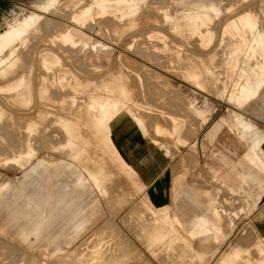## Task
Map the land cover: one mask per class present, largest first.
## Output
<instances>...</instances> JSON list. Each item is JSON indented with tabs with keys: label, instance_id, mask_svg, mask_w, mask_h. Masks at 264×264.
Masks as SVG:
<instances>
[{
	"label": "rangeland",
	"instance_id": "obj_1",
	"mask_svg": "<svg viewBox=\"0 0 264 264\" xmlns=\"http://www.w3.org/2000/svg\"><path fill=\"white\" fill-rule=\"evenodd\" d=\"M44 2L12 0L0 9V34L30 13L40 16L0 67V264H110L116 259L135 264H262L264 188L249 183L230 194L224 185L235 178L233 163L247 153L264 175V141L258 150L261 160L254 162L252 134L243 135L246 127L264 135V104L262 112L249 109L264 102V55L256 46L264 32V0H104L103 5L89 0L85 6V0H56L57 8L49 10L41 8ZM196 3L217 7L201 10L212 22L199 16L201 25L179 8ZM246 13L250 24H236L234 16ZM226 24L232 29H225ZM64 33L72 34L77 44L61 40ZM230 57L234 59L228 63ZM209 76L220 78L221 84ZM246 91L249 99L244 102ZM110 97L115 113L140 116L141 124L136 123L141 128L143 119L150 120L158 138H173L180 145L178 172L191 180L180 199L196 204V219L218 210L216 224L197 220L191 234L187 231L193 218L189 227L175 221L181 227L171 239L155 242L150 258L127 248L126 241L92 234V213L99 218L101 210L88 203L115 196L107 192L114 177H100L96 191L78 193L74 186L76 174L86 179L88 168L108 161L117 165L104 148L106 129L98 126L106 119L98 102ZM237 121L250 125L240 132ZM216 125L219 129L209 139ZM90 146L95 152L84 151ZM188 158L196 160L190 169ZM36 165L42 166L34 169ZM60 195L64 210L57 204ZM67 202H73L72 212L80 208L82 218L67 213ZM77 220L87 222L78 231ZM35 227L39 234H33ZM24 234L28 240L22 239Z\"/></svg>",
	"mask_w": 264,
	"mask_h": 264
},
{
	"label": "crops",
	"instance_id": "obj_2",
	"mask_svg": "<svg viewBox=\"0 0 264 264\" xmlns=\"http://www.w3.org/2000/svg\"><path fill=\"white\" fill-rule=\"evenodd\" d=\"M7 1L12 0H0V9L4 7ZM263 104V100L252 103L249 105V109L254 113L262 112ZM138 117L126 112H117L112 117L111 122L109 121L107 124V137L105 136L103 140H105L104 148L113 155V158L110 159L117 162V165L108 161L102 165L100 164L97 168H88L86 170L90 175H87L85 179L81 174H76L74 186L78 188L76 190L78 193L96 191L97 188H100V184H98L100 177L103 178L105 174L114 177V181H112L114 186L109 188L107 192L115 193L116 195L110 196L107 201L100 199L88 203L93 209L101 210L99 218L96 212L92 213V226L94 227H92V234H96L98 231L102 237L106 235L104 239L126 241L129 244L126 245L127 248L133 246L134 249L139 251L138 254L141 253L142 256L150 258L155 256L150 252L155 242L161 241L160 239H171L170 236L183 224H188L189 227L191 218L194 219L191 227L197 220H206L209 223L216 224L218 222V210L217 208H212L210 210L211 217L201 216L196 219V204L190 200L180 199L185 188L191 187V180L185 179V175L183 177L178 172L182 162L180 145H176L173 138H158L150 120L146 121L143 119V128H141L137 124H141V120ZM175 120L172 123L173 131L178 127L175 124ZM236 123V127H239L240 132L244 125L249 124L245 121H237ZM219 126L216 125L207 134L209 139L215 135ZM251 134L252 140L250 139L249 152L253 151L255 153L254 162H256L255 159L260 161L258 153L260 149V134L257 131ZM243 135L245 136L247 133H243ZM256 136H258V139ZM256 142L258 143L257 145ZM194 144L195 139L189 141V150ZM184 148L186 153V147ZM88 149L93 152L96 150L94 146H90L84 151ZM246 155L250 156L249 153ZM249 156H243L236 163H233L230 171L231 174L235 175V178L234 180L231 179V181L227 178L226 182L228 185H224L228 193L237 194L241 190L242 185L249 183L257 185L260 189L264 188V179H262L264 175L262 176L261 167L259 163L251 162ZM195 161V159L188 158L189 169L192 164L195 165ZM40 166L42 165H36L34 169ZM66 166L69 167L64 165L62 168ZM244 170H248V173H244ZM90 176L97 179L96 184H94ZM86 180L90 182L88 185H85ZM231 183L234 185L232 186ZM57 204H61V209L64 210L65 202L62 200L61 195L57 199ZM67 204V213L71 217L73 215L75 219L82 218L80 208L72 212L70 209L74 206L73 202H67ZM61 214L63 215L64 212L62 211ZM175 221L179 222L181 226L176 225ZM86 224L87 222L85 221L78 223L77 220L75 230L82 229ZM33 230V234L40 233L39 227H35ZM190 231L191 228H188L187 233ZM163 232H166L164 233L165 235ZM22 239L28 240L27 235L22 237ZM145 242H147V245H145ZM148 262L149 264H155L150 260ZM116 263L119 264L120 262L118 263L116 260ZM116 263L112 261L111 264ZM125 263L135 264L124 260L121 261V264Z\"/></svg>",
	"mask_w": 264,
	"mask_h": 264
},
{
	"label": "bare ground",
	"instance_id": "obj_3",
	"mask_svg": "<svg viewBox=\"0 0 264 264\" xmlns=\"http://www.w3.org/2000/svg\"><path fill=\"white\" fill-rule=\"evenodd\" d=\"M88 1L89 0H85V4H82L83 6H85L87 3H88ZM151 1V0H150ZM83 3H84V1H83ZM98 3L100 4V5H103L104 4V0H98ZM56 0H45V2H44V4L42 5V9H44V10H49L50 8H53V7H55L56 5ZM171 5V4H170ZM169 5V6H170ZM80 6V5H79ZM137 6H138V4H137ZM140 6V5H139ZM169 6H166V7H169ZM172 6V5H171ZM170 6V7H171ZM217 6V5H216ZM81 7V6H80ZM148 7V6H147ZM56 8H57V6H56ZM70 8V7H69ZM79 8V7H78ZM94 8V7H93ZM137 8V7H136ZM139 8H141V7H139ZM143 8V7H142ZM151 8V7H150ZM163 8V7H162ZM180 8V10H181V12L182 11H184L183 12V15L185 14V15H188V16H190V18H196V19H198L199 20V22H201V25H202V21H203V19L202 18H204V21L205 20H210L211 22H212V20L211 19H208L207 17H206V15H205V12H202L201 10H213V11H217V7H215V5L214 4H212V3H200V4H195V5H193L191 8H188V7H184V6H181V7H179ZM193 8V9H192ZM195 8H197V10H195ZM71 9V8H70ZM69 9V10H70ZM149 9V8H148ZM64 10V9H63ZM191 10H193V11H191ZM200 10V11H199ZM143 11V10H142ZM149 11V10H148ZM176 11V10H175ZM219 11V10H218ZM70 12V11H69ZM72 12V11H71ZM68 13V12H67ZM73 13V12H72ZM151 13V12H150ZM138 14V13H137ZM206 14H209V13H206ZM71 15V13H69V15L68 16H70ZM97 15V14H96ZM96 15H94V16H96ZM166 15V14H165ZM211 15V14H210ZM209 15V16H210ZM182 16V15H181ZM199 16H201V17H199ZM215 16V15H214ZM105 17V16H104ZM131 17V16H130ZM106 18V17H105ZM105 18H103V19H105ZM109 18V17H108ZM131 18H134V17H131ZM209 18H211V17H209ZM100 19V18H99ZM107 19V18H106ZM111 19V18H110ZM126 19V18H125ZM129 19V18H128ZM40 20V16L39 15H37V14H34V13H30L26 18H23V20H21L20 22H18L17 24H15L14 26H11L7 31H5V32H3L2 34H0V67H2V64L4 63V62H6L9 58H10V55L12 54V52H14V47L15 46H17V49H18V45H14L13 46V44L14 43H16L17 41H24L23 39L25 38V36H26V34L30 31V29L33 27V26H35L37 23H38V21ZM69 20H70V18H69ZM132 20V19H131ZM130 20V21H131ZM156 20V19H155ZM197 20V21H198ZM202 20V21H201ZM253 20V19H252ZM127 21H129V20H127ZM234 21H235V23L236 24H241V22L242 21H244L247 25H249L250 24V22H251V18H250V15H248V13H246V14H244V15H239V16H234ZM113 22H114V20H113ZM123 22V21H122ZM132 22V21H131ZM140 22V21H139ZM117 23V22H116ZM133 23V22H132ZM204 23V22H203ZM208 23V22H207ZM210 23V22H209ZM156 24V23H155ZM159 24V23H158ZM197 24H198V22H197ZM206 23H204V25H205ZM231 24H233V23H231ZM74 25V24H73ZM168 25V24H167ZM207 25H209V24H207ZM190 26V25H189ZM234 26V25H233ZM85 27V26H84ZM198 27V26H197ZM239 27V26H238ZM64 28V27H63ZM225 29H227V30H231L232 28L228 25V24H226L225 25V27H224ZM224 29V30H225ZM236 29V28H235ZM62 30V29H61ZM66 30V29H65ZM202 30V29H201ZM208 30V29H207ZM204 31V30H203ZM226 31V30H225ZM62 33H63V31H61ZM65 32V31H64ZM252 33V32H251ZM238 34V33H237ZM240 34V33H239ZM241 35V34H240ZM224 38V37H223ZM228 38V37H227ZM247 38V37H246ZM60 39L61 40H63L65 43H67V44H70V45H72V46H74V45H76L77 44V42H76V39H75V37L72 35V34H68V33H64L63 34V36H60ZM198 39V38H197ZM247 39H249V38H247ZM199 40V39H198ZM222 40V39H221ZM244 40V39H243ZM235 41L236 40H234V43H235ZM240 42V41H239ZM244 42V41H243ZM247 42V41H246ZM227 43V42H226ZM257 47L258 48H260V51L263 53V55H264V32L262 33V32H260L259 33V37H258V39H257ZM243 44V43H242ZM241 44V45H242ZM11 45L13 46L12 48H10V49H8V51L6 52L5 50L8 48V47H11ZM20 45V44H19ZM232 45V44H231ZM246 45V44H245ZM243 46H244V44H243ZM249 46H250V44H249ZM239 47H241V46H239ZM238 47V48H239ZM246 47V46H245ZM247 48H249V47H247ZM253 50H254V48H253ZM243 51H244V49H243ZM248 51V50H247ZM6 52V53H5ZM251 52V51H250ZM254 52V51H253ZM238 54H239V52H237ZM252 53V52H251ZM250 53V54H251ZM255 54V53H254ZM227 55V54H226ZM214 56H215V54H214ZM241 56V55H240ZM212 57V56H211ZM227 56H225V58H226ZM248 57H249V55H248ZM258 57V56H257ZM224 58V57H223ZM229 58H227V60H228ZM234 59V58H233ZM233 59H231V57H230V59L227 61L228 63L230 62H232L233 61ZM236 59V58H235ZM214 60V59H213ZM219 60V59H218ZM221 60H222V58H221ZM255 60V59H254ZM238 60L236 59V62H237ZM247 61H248V59H247ZM252 62H253V57H252V60H251ZM205 62V61H204ZM224 62V61H223ZM256 62V61H255ZM250 63V62H249ZM254 63V62H253ZM233 64L235 65V63L233 62ZM252 64V63H251ZM260 64H261V62H260ZM198 65V64H197ZM214 65V64H213ZM222 65V64H221ZM227 65V64H226ZM253 65V64H252ZM215 66V65H214ZM257 66H258V64H257ZM263 67V70H264V65H262ZM236 67H237V65H236ZM3 68V67H2ZM230 68V67H229ZM217 69V68H216ZM226 69V68H225ZM224 69V70H225ZM228 69V68H227ZM225 70V71H228L229 72V69L228 70ZM14 70V69H13ZM188 72V71H187ZM197 72V71H196ZM219 72L221 73V71L219 70ZM224 72V71H223ZM239 73V72H238ZM237 73V74H238ZM261 73V72H260ZM6 76V75H5ZM198 76H199V74H198ZM197 76V77H198ZM229 76V75H228ZM206 77V76H205ZM210 77V76H209ZM235 77V76H234ZM211 78H213V79H219V82H220V78H216V77H210V79ZM209 79V80H210ZM235 80L237 79V77H235L234 78ZM198 80V79H197ZM200 80V79H199ZM228 80V79H227ZM20 81V80H19ZM18 81V82H19ZM22 81V80H21ZM222 82V81H221ZM221 82H220V84H221ZM224 82V81H223ZM6 83V82H5ZM212 83H213V81H212ZM217 84H218V82H216ZM226 83H227V81H226ZM225 83V84H226ZM18 84V83H17ZM20 84H22V82L20 83ZM207 84V83H206ZM210 84H211V82H210ZM224 84V85H225ZM235 84V83H234ZM214 85H215V83H214ZM234 86V85H233ZM263 86H264V84H263ZM262 86V87H263ZM215 87H216V85H215ZM13 88V87H12ZM212 88V87H211ZM231 89H232V87H231ZM233 89H234V87H233ZM17 90V89H16ZM231 91H233V90H231ZM238 91V90H237ZM261 91V90H260ZM108 92V91H107ZM238 94V93H237ZM248 92L246 91V92H244L243 93V98H242V100L245 102H247L248 101ZM261 94V93H260ZM107 96V95H106ZM256 96H257V94L255 95L254 94V97L252 98V100H254V99H256ZM109 100H102V102L101 103H99L98 102V104H99V107H100V110H101V112L102 113H104V112H106V113H104V116H106V119L105 120H103V123H98V126H101V127H103L104 129H106L105 131H107V124L109 123V121L112 119V117L116 114L115 113V108H116V102L115 103H111L112 101L110 100L111 99V97L110 98H108ZM96 100H97V98H96ZM100 100V99H99ZM98 100V101H99ZM113 100V99H112ZM97 103V102H96ZM125 103V102H124ZM124 105V104H123ZM91 106V105H90ZM254 108V107H253ZM252 108V109H253ZM107 109V110H106ZM90 110H91V107H90ZM95 110L97 111V108H95ZM104 111V112H103ZM95 116V115H94ZM96 117H97V115H96ZM95 118V117H94ZM102 119V118H101ZM248 119V118H247ZM93 120V122H95L96 123V120L94 121V119H92ZM100 122V121H99ZM111 122V121H110ZM233 122V121H232ZM69 126V125H68ZM97 126V127H98ZM70 128V127H69ZM67 129V128H66ZM102 129V128H101ZM158 129V128H157ZM68 131V130H67ZM70 132V131H69ZM68 132V133H69ZM246 132H251V133H254V130L253 129H250V127H246V129L244 130V134H246ZM105 134V133H104ZM107 134V133H106ZM258 136H256V138H257ZM258 139V138H257ZM252 140V139H251ZM257 141V140H256ZM264 141V135H261L260 134V146L262 145V142ZM258 143L256 142V145H257ZM254 145V144H253ZM258 148V147H257ZM256 150V149H255ZM29 151V150H28ZM257 151V150H256ZM251 152V151H250ZM252 156V155H251ZM12 156H9V157H6V158H11ZM18 157V156H17ZM77 157V156H76ZM256 161V160H255ZM261 163V162H260ZM263 163V162H262ZM64 166V165H63ZM262 166L264 167V163L262 164ZM88 174V173H87ZM88 175H90V174H88ZM97 175V174H96ZM90 178L92 179V181L94 182V184H96L97 183V180H96V178H94L93 176L91 177L90 176ZM101 183V182H100ZM99 191V190H98ZM222 215V214H221ZM223 221V220H222ZM222 223V222H221ZM151 224V223H150ZM154 224V223H153ZM161 226H162V224H161ZM153 227V226H152ZM154 227H156V226H154ZM165 228V227H164ZM160 229V228H159ZM162 229V228H161ZM173 230H174V228H173ZM191 230H192V227H191ZM220 230V229H219ZM157 231V230H156ZM197 231V230H196ZM168 232V231H167ZM158 233V232H157ZM164 233H166V232H163V234ZM176 233V232H175ZM160 234V233H159ZM190 234H191V232H190ZM157 235V234H156ZM165 235V234H164ZM163 235V236H164ZM180 235V234H179ZM154 236V235H153ZM221 236V235H220ZM157 237V236H156ZM155 237V238H156ZM151 238V237H150ZM180 238V237H179ZM219 238V237H218ZM165 239V238H164ZM173 239V238H172ZM161 241H162V239H160ZM167 240V239H166ZM168 240H169V238H168ZM188 240V239H187ZM220 240V239H219ZM172 241V240H171ZM171 241H169V242H171ZM185 241V240H184ZM158 242H159V240H158ZM255 243H256V241H255ZM203 245V244H202ZM170 247V246H169ZM192 247V246H191ZM211 247V246H210ZM211 249V248H210ZM257 249H258V246H257ZM261 249V248H260ZM233 250V249H232ZM172 251V250H171ZM183 251H184V249H183ZM229 251V250H228ZM174 252V251H173ZM260 252V251H259ZM261 252H263L262 250H261ZM199 253V252H198ZM260 254V253H259ZM262 254V256H260L261 258H260V263L261 262H263L262 264H264V252L263 253H261ZM260 254V255H261ZM62 255V254H61ZM118 255V254H117ZM125 255V254H124ZM187 255V254H186ZM228 255V254H227ZM67 256V255H66ZM65 256V257H66ZM109 256V255H108ZM111 256V255H110ZM116 256V255H115ZM126 256V255H125ZM181 256V255H180ZM64 257V258H65ZM113 257V256H112ZM118 256H116V258H117ZM176 257V256H175ZM107 258V257H106ZM56 259V258H55ZM128 259V258H127ZM244 259V258H243ZM60 260V259H59ZM106 260H108V258L106 259ZM113 260H115V257H114V259ZM117 260V259H116ZM66 261V260H65ZM79 261V260H78ZM83 261V260H82ZM119 262V264H121V261H120V259L118 260ZM127 261V260H126ZM107 262V261H106ZM23 263H25V261L23 262ZM36 263V262H35ZM61 263H63V262H61ZM77 263V262H76ZM75 263V264H76ZM108 263V262H107ZM110 263V262H109ZM115 263H116V261H115ZM41 264H43V263H41ZM82 264V263H81ZM111 264V263H110ZM117 264V263H116ZM126 264V263H125ZM185 264V263H184ZM259 264V263H258Z\"/></svg>",
	"mask_w": 264,
	"mask_h": 264
}]
</instances>
